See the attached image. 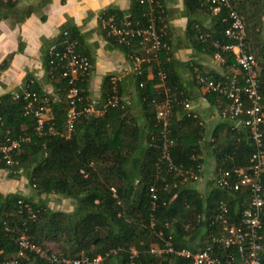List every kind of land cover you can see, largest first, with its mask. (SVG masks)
<instances>
[{
  "label": "trees",
  "instance_id": "1",
  "mask_svg": "<svg viewBox=\"0 0 264 264\" xmlns=\"http://www.w3.org/2000/svg\"><path fill=\"white\" fill-rule=\"evenodd\" d=\"M14 1L0 0V18L13 7ZM154 1L155 28L162 33L165 48L157 53L156 61L143 63L139 72H131L132 95L142 123L128 117L131 107L129 96L128 103L119 102L118 106L108 107L99 115H82L74 119L73 128L66 136L67 86L59 76V68L48 62L47 48L51 43L42 51L41 57L45 76L56 78L53 91L57 98L47 97L34 81L30 82L29 77L24 80L23 87L28 85L40 96L47 97L46 123H52L55 133L38 136L33 129V116L24 114L25 102L20 98L14 99L10 92L0 95V140L4 136L11 139L27 137L14 153L21 172L11 173L2 161L0 169L6 170L9 178L23 177L32 190L30 196L18 192L0 193V259L17 252V241L22 234L47 252L69 258L101 256L100 264H128L131 249L136 252L132 258L134 264H190V259L173 252L155 254L149 251L150 248H162L165 243L174 250L188 249L192 253L210 245L213 252L222 258L230 250L221 242L214 241L224 234L221 221L216 218L217 205L220 201L225 202L228 221L237 224L239 214L249 200V188L241 186L237 190H228L216 186L212 180V185L201 194L189 184L194 181H176L165 163L156 166L161 140L154 110L163 99L155 75L159 66L164 68L167 84L177 98L184 95L173 74L163 25L164 11L157 0ZM44 3L42 0L37 6ZM183 4L186 9L193 11L197 8L209 16L206 27L188 19L186 33L193 47L210 56L217 50L212 45L214 40L231 42L224 37V30L229 25L228 11L233 10L242 17L248 51L256 62L258 92L264 108V0H227V6H220L215 13L211 12L212 5L207 0H183ZM33 10L34 6H27L19 13L18 19ZM147 10L148 7L139 0H130L127 12L108 7L98 16H111L117 22L128 21L131 26H139L146 23ZM62 31L67 32L69 39L75 40L77 51L80 44L77 30L62 27L57 40ZM102 33L108 47L122 50L129 61L130 54L144 52L138 38H131L125 45L105 36V30ZM199 33L206 34L204 42L197 38ZM220 57L226 64L234 65L227 52L220 51ZM6 62L4 60L0 67ZM206 73L214 78L221 77ZM109 77L103 78L105 90L101 100L94 103L96 107L110 93ZM86 78L80 83L82 88ZM116 89L120 95L119 82ZM82 95L85 104L88 102L85 90ZM206 96L210 101L220 100V107L226 102L224 97L215 93L207 92ZM178 108L183 110L181 105H174L168 119L169 136L173 138L171 160L183 166L201 165L198 146L201 124L196 117L186 115ZM262 130L264 148V126ZM211 137L208 145L212 146L215 170L220 167L231 171L249 164L254 147L246 127H235L231 120L223 118L213 129ZM261 176L264 184V172ZM173 181L177 182L175 186L171 185ZM151 186L156 188L157 195L153 209ZM41 194L67 198L74 201V207L71 211L51 210L46 199L39 196ZM260 222L259 257L264 264V209ZM47 243L57 244L58 251L48 248ZM24 255L21 261L25 264H44L30 252Z\"/></svg>",
  "mask_w": 264,
  "mask_h": 264
},
{
  "label": "built area",
  "instance_id": "2",
  "mask_svg": "<svg viewBox=\"0 0 264 264\" xmlns=\"http://www.w3.org/2000/svg\"><path fill=\"white\" fill-rule=\"evenodd\" d=\"M212 5L211 12L218 11L220 6H227V0H207ZM140 3L148 7L146 12V23L139 26H131L128 21L117 22L113 17L100 18L102 28L106 35L115 39L119 44H128L133 37L138 38L143 47V54H130L131 72L137 73L143 63L156 61L157 53L161 48H165V43L161 40L162 33L155 28V16L152 14L154 0H139ZM229 20L228 27L224 30V37L231 42H219L214 40L212 45L217 50L211 56L212 59L221 61L220 51L227 52L232 57L234 65L238 69L237 74L214 78L192 66L191 79L193 83L205 90V92L215 93L225 98V104L220 108L219 114L222 118H227L233 122L235 127H246L254 150L250 155L249 164L244 168L226 170L217 168L212 173L214 184L228 190H237L241 186L249 188L250 196L247 205L239 214L237 224L229 222L227 219V207L225 202L220 201L217 205L216 218L221 221L224 234L214 241H219L226 249H230L225 257H220L213 252V247L207 245L202 249L191 252L188 249H172L167 243L162 248H150L151 253L173 252L174 254L190 259V264H263L260 261V235L258 230L262 227L260 215L264 209V184L262 173L264 172V148L263 130L264 108L260 103L257 84L256 62L248 51L245 41L244 22L241 16L235 11L229 10L227 14ZM197 38L204 42L206 34L199 33ZM48 62L52 67H58L59 76L66 82L67 90L65 99L67 102V112L65 129L66 136L73 128L74 119L82 115H99L108 107H116L120 103H128V100L117 93L116 77H109L110 93L99 104L98 107L92 102L84 103L82 95L83 89L80 83L91 72L89 60L76 51V42L68 38L66 31H62L61 37L52 42L47 48ZM156 83L162 89L163 99L159 105H155L154 121L158 125L160 135L159 158L156 166L165 163L166 169L173 173L176 181H196L200 177L201 165L183 166L175 164L170 157V148L173 146V138L169 136L168 119L172 115V107L181 105L186 115L196 117L189 111V103L183 97L179 99L172 92L167 84V76L164 68L159 66L156 71ZM14 99H22L25 102L24 114L30 113L34 118V132L40 136L44 133H55L52 123H46L47 97L40 96L36 91L25 85L21 90L13 94ZM242 116V117H240ZM27 137L11 139L3 137L0 140V161L11 173H20L18 161L14 157L15 150L21 141ZM179 178V179H177ZM176 181L172 182L175 186ZM167 184H164L166 187ZM151 208L157 199L156 188L149 189ZM17 252L8 258L0 259V264H25L21 261L25 257V252H30L34 257L44 264H100L102 257L94 258L80 257L69 258L61 256L55 252H47L38 245L30 242L25 235H21L17 241ZM136 252L131 249L128 264H134Z\"/></svg>",
  "mask_w": 264,
  "mask_h": 264
},
{
  "label": "crops",
  "instance_id": "3",
  "mask_svg": "<svg viewBox=\"0 0 264 264\" xmlns=\"http://www.w3.org/2000/svg\"><path fill=\"white\" fill-rule=\"evenodd\" d=\"M41 1L15 0L13 7L0 18V65L4 60L7 61L5 66L0 67V95L6 92L12 94L19 92L24 80L29 77L30 82L34 81L47 97L54 99L56 96L53 89L56 78L50 79L45 76L42 51L57 40L62 27H74L80 37L77 52L85 56L91 64V72L82 88L85 90L87 101L98 103L105 90L106 84L103 83V78L116 77L121 87L120 95L127 100L131 96L128 117H133L139 124L142 123L143 120L132 95L131 61L122 50L108 47L98 16L99 12L108 7L125 13L129 8L130 0H45V3L38 7ZM157 3L164 11L163 25L171 52L173 74L178 79L183 98L189 103V111L196 115L202 128L198 143L199 158H201L202 173L204 160L209 171L207 177L202 175L189 184L204 194L212 185L211 177L215 170L212 146L208 143L212 140L213 129L223 121L219 114L222 102L210 101L206 96L207 92L193 83L192 66L217 76L237 74L238 69L233 64H226L223 59L214 60L210 55L192 46L186 33L187 20H193L206 27L209 25L207 14L197 8L193 11L186 9L183 0H157ZM27 6H34L33 12L19 20V13ZM262 21L264 22V15ZM105 36H107L106 32ZM178 110L184 112L181 108ZM29 190L31 189L23 177L9 178L7 171L0 169L1 194L18 192L23 196H30L32 190L28 192Z\"/></svg>",
  "mask_w": 264,
  "mask_h": 264
},
{
  "label": "rangeland",
  "instance_id": "4",
  "mask_svg": "<svg viewBox=\"0 0 264 264\" xmlns=\"http://www.w3.org/2000/svg\"><path fill=\"white\" fill-rule=\"evenodd\" d=\"M204 170L202 173V170L200 171V177L203 175V177H207L208 173V165L206 160H204ZM28 192H31L29 190ZM33 197L36 198L35 193H33ZM41 198L46 199V204L51 210H61V211H71L74 207V201H70L67 198H63L61 196L55 195V194H49V195H39ZM47 247L50 248L53 251H58V245L55 243H49L47 244Z\"/></svg>",
  "mask_w": 264,
  "mask_h": 264
}]
</instances>
